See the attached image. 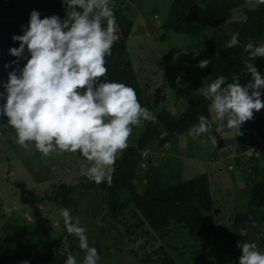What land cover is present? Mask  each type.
Masks as SVG:
<instances>
[{
    "label": "rangeland",
    "instance_id": "1",
    "mask_svg": "<svg viewBox=\"0 0 264 264\" xmlns=\"http://www.w3.org/2000/svg\"><path fill=\"white\" fill-rule=\"evenodd\" d=\"M202 1L204 5L209 2L206 8L212 20L199 36H191L161 28L169 18L173 0H114V12L120 17L128 14L133 19L127 46L139 82L148 87L149 98L142 106L146 105L155 114L167 108L179 116L185 110L191 97L200 93L198 88L211 80L208 66L204 69L196 66L201 60V48L214 34L228 40L234 24L245 20V10L256 9L260 3L259 0ZM123 5H129L132 11H124ZM220 12L223 16L218 15ZM119 29L120 20L117 19V34ZM261 41H264V35ZM256 60L255 66L264 75V57L258 56ZM261 98L264 99V94ZM259 113L264 115V108ZM211 115L216 128L203 134L202 138L193 139L185 132L175 141L170 139L160 145V140L142 151L139 175L142 177L147 167L154 165L170 170L178 164L182 165L186 180L199 174H209L217 220L229 224L236 208L240 209L246 201L245 170L237 165L235 129H228L224 122L215 119L214 113ZM147 122L133 126L129 145L137 143ZM216 133L233 138L235 142L217 149ZM256 147L252 146L250 152L261 157L263 166L264 145ZM244 162L250 168L246 157ZM214 164L219 169L220 184L212 180ZM80 166L75 154L52 153L44 157L34 149L18 146L14 142L13 130L0 133V236L10 233L25 245L38 239L68 237L69 245L81 259L84 253L78 247L77 238L65 231L59 216L61 205L49 198L60 186L88 181L80 175ZM137 187L141 193L146 190L145 183L141 181ZM124 196H128L127 191ZM74 197L75 217H79L87 228L89 244L97 247L100 264H161L155 250L164 248L172 255L176 253V238L162 237L148 227L147 220L140 214L134 216L135 213L128 210L119 218L113 217L103 193L83 190ZM254 224L257 227L255 244L264 251V239L257 236L264 234V225ZM243 232L247 233V230ZM170 243L175 245L170 246ZM186 256L189 259V255ZM178 259L180 264H188L183 256Z\"/></svg>",
    "mask_w": 264,
    "mask_h": 264
},
{
    "label": "clouds",
    "instance_id": "2",
    "mask_svg": "<svg viewBox=\"0 0 264 264\" xmlns=\"http://www.w3.org/2000/svg\"><path fill=\"white\" fill-rule=\"evenodd\" d=\"M264 3V0H259ZM63 17L43 15L32 9L22 24L21 34H13L6 61V78L0 79V127L14 131V142L34 149L42 156L72 153L80 160V175L95 184H111L117 153L129 146L133 126L154 122L153 110L141 105L136 90L129 84L107 76L106 57L119 39L114 0H60ZM239 32H233L226 48L241 44ZM248 59L242 60L250 74L246 83L237 73L231 82L225 75L204 83L198 90L209 101V112L228 129L241 128L264 108V75L252 60L264 57V41L243 44ZM210 60L196 65L206 68ZM11 69V70H9ZM211 121L201 114L188 131L193 139L209 132ZM65 231L78 240L84 255L81 259L68 250L63 238V264H100V254L90 245L87 228L71 209L61 207ZM238 264H264V251L251 240H238ZM22 264H29L28 260Z\"/></svg>",
    "mask_w": 264,
    "mask_h": 264
},
{
    "label": "trees",
    "instance_id": "3",
    "mask_svg": "<svg viewBox=\"0 0 264 264\" xmlns=\"http://www.w3.org/2000/svg\"><path fill=\"white\" fill-rule=\"evenodd\" d=\"M204 3L202 0H173L169 18L161 28L199 36L212 20V15L206 8L209 2L206 5ZM122 8L127 13L132 11L129 5H123ZM32 9L39 10L42 16L53 13L61 17L65 15L60 0H0V79L6 78L3 64L15 59L8 54V48L18 46L19 42L12 41L11 36L21 34L20 26L27 22ZM218 15L223 16V13ZM245 15V20L234 24L231 31V34L239 32L240 45L226 48L227 40L213 33L201 48L199 57L210 60V81L223 74L227 82H231L233 73L239 75L242 84L250 79V74L244 71L242 64V60L248 59L243 44L250 38L254 43L262 40L264 3H259L256 9H246ZM115 16L120 20L117 34L119 39L112 46L111 56L105 58L107 76L111 80L131 85L142 105L149 98L148 87L139 82L127 46V39L134 26L133 19L128 14L120 17L115 13ZM252 62L255 65L256 58ZM208 105L209 101L198 93L191 97L189 105L179 116L167 108L162 109L155 114L154 122H147L145 129L139 134L137 143L129 145L117 156L111 184H95L88 180L78 185H63L49 198L58 202L61 207L71 209L75 217L74 196L83 190L96 191L104 194V200L113 217L119 218L128 210L133 211L134 216L136 213L140 214L147 220L148 227L162 237L171 240L176 238L175 254L172 255L164 248L155 250L161 264H180L179 256H183L188 264H238L239 250L235 244L238 240H249L248 223L264 225V165L261 166L263 160L256 156L255 152L248 155L252 146L264 145V116L254 112L253 119L244 122L241 134L235 129L237 165L245 170L246 201H243L240 209L236 208L231 224H223L217 220L209 174H199L186 180L183 178L182 165L178 164L170 170L154 165L147 167L142 177L139 175L142 151L159 142L166 134L172 141L179 139L180 135L188 132L197 122L201 114L209 117L211 121L209 131L216 128ZM4 123L6 121L0 120V125ZM10 130L12 129L0 127V133ZM244 157L248 159L250 168L246 167ZM139 181L146 185L143 193L138 190ZM125 191L128 196H124ZM256 228L255 225L254 231ZM243 230H247V233ZM256 238L255 236L254 243L257 242ZM62 241V238L38 239L25 245L16 236L4 233L0 236V264H22L24 260H28L29 264H63L65 248ZM169 245L174 246L172 243ZM68 250L77 256L69 243ZM161 251L164 252L161 254ZM186 255H189V259Z\"/></svg>",
    "mask_w": 264,
    "mask_h": 264
},
{
    "label": "water",
    "instance_id": "4",
    "mask_svg": "<svg viewBox=\"0 0 264 264\" xmlns=\"http://www.w3.org/2000/svg\"><path fill=\"white\" fill-rule=\"evenodd\" d=\"M215 135L218 139L217 149H221V148L228 146V145H231L235 142L234 139L221 137L220 134H218V133H216ZM168 140H170V136L166 134L164 137H162L159 144L161 145L165 141H168ZM212 180L215 183H218V184L221 183V180L219 177V169L216 167L215 164L213 165ZM254 226H255V224L253 222L248 223V236H249V239H251L252 241L254 240Z\"/></svg>",
    "mask_w": 264,
    "mask_h": 264
},
{
    "label": "crops",
    "instance_id": "5",
    "mask_svg": "<svg viewBox=\"0 0 264 264\" xmlns=\"http://www.w3.org/2000/svg\"><path fill=\"white\" fill-rule=\"evenodd\" d=\"M186 108H187V107H186ZM186 108H185V109H186ZM168 110H169V109H168ZM256 113H259V112H256ZM259 114H260V113H259ZM260 115H261V114H260ZM262 116H264V115H262ZM215 136H216V135H215ZM224 138H226V137H224ZM232 139H233V138H232ZM225 147H226V146H225ZM254 147H256V146H254ZM256 148H257V147H256ZM251 153H252V152L249 151V152H248V155H251Z\"/></svg>",
    "mask_w": 264,
    "mask_h": 264
},
{
    "label": "built area",
    "instance_id": "6",
    "mask_svg": "<svg viewBox=\"0 0 264 264\" xmlns=\"http://www.w3.org/2000/svg\"><path fill=\"white\" fill-rule=\"evenodd\" d=\"M257 236H259L260 238H263L264 239V234H260V235H257Z\"/></svg>",
    "mask_w": 264,
    "mask_h": 264
}]
</instances>
